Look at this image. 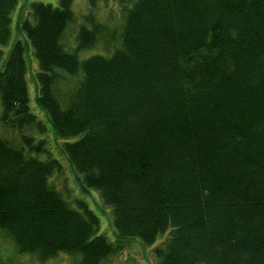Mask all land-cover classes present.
<instances>
[{"label": "trees", "instance_id": "trees-1", "mask_svg": "<svg viewBox=\"0 0 264 264\" xmlns=\"http://www.w3.org/2000/svg\"><path fill=\"white\" fill-rule=\"evenodd\" d=\"M73 1L30 2L18 28L37 104L82 190L112 207L117 240L50 184L64 169L31 108L23 41L4 57L18 0H0V231L40 262L104 264L160 237L159 264H264V0H118L121 46L86 59L112 41L90 11L66 50Z\"/></svg>", "mask_w": 264, "mask_h": 264}, {"label": "rangeland", "instance_id": "rangeland-1", "mask_svg": "<svg viewBox=\"0 0 264 264\" xmlns=\"http://www.w3.org/2000/svg\"><path fill=\"white\" fill-rule=\"evenodd\" d=\"M20 5L13 16L14 23L12 24L13 35L10 43L5 47V55L13 46V44L20 39L25 45V59L28 65V89L30 96V104L32 110L37 116L42 119L48 126L46 136L48 137V149L51 155L58 159L63 166L62 178L59 176H52L50 184L58 190L63 197L70 202L75 198L85 200L91 209L99 216L100 234H103L111 242H116L117 231L113 223V209L107 207L101 201L99 194L92 189L84 192L81 187L80 176L73 170V167L67 156L61 150V140H57L54 131L51 127L49 118L45 111L39 107L36 101L37 88L35 77L39 71L38 61L34 55L33 48L25 34L20 33L18 24L22 19L28 16L30 2H44L58 5L59 0H18ZM131 6V5H130ZM72 10L76 15V22L71 24L65 31L63 37V44L67 51L75 52L77 47L76 36L78 27L82 23V17L92 11L95 16L102 22L110 35L112 44L107 47L100 42L93 49L81 50L78 56L81 59L90 57L93 53L101 54L105 57H111L114 51L119 46L116 39L113 38L118 31V24L115 19L122 17V5L118 0H97L94 8L90 7L89 0H74ZM121 14V15H120ZM115 18V19H112ZM119 46V47H118ZM75 79H72L73 82ZM10 134V132H8ZM6 134V133H5ZM57 174V173H56ZM54 178V179H53ZM54 180V181H53ZM61 184H60V182ZM80 187H79V185ZM160 237L154 244L147 245L139 238H133L130 242L125 243L123 252L111 259H108L104 264H159V258L153 252V249L161 244ZM81 258L80 255H70L64 252L58 253L56 257L48 259L46 262H40L38 258L31 254L19 253L14 243L0 231V264H73Z\"/></svg>", "mask_w": 264, "mask_h": 264}]
</instances>
